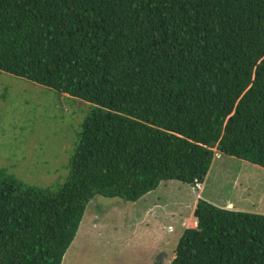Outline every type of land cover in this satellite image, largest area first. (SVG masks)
<instances>
[{"label":"trees","instance_id":"trees-1","mask_svg":"<svg viewBox=\"0 0 264 264\" xmlns=\"http://www.w3.org/2000/svg\"><path fill=\"white\" fill-rule=\"evenodd\" d=\"M0 70L87 101L66 180L0 169V264H61L95 195L264 168V0H0ZM170 264H264V214L198 199Z\"/></svg>","mask_w":264,"mask_h":264},{"label":"rangeland","instance_id":"rangeland-1","mask_svg":"<svg viewBox=\"0 0 264 264\" xmlns=\"http://www.w3.org/2000/svg\"><path fill=\"white\" fill-rule=\"evenodd\" d=\"M93 106L0 70V169L28 185L63 183ZM205 178L203 190L166 179L134 202L95 195L61 264H170L183 230L195 226L182 219L192 214L197 196L264 214L263 167L215 150Z\"/></svg>","mask_w":264,"mask_h":264},{"label":"crops","instance_id":"crops-1","mask_svg":"<svg viewBox=\"0 0 264 264\" xmlns=\"http://www.w3.org/2000/svg\"><path fill=\"white\" fill-rule=\"evenodd\" d=\"M65 95H67V96H69L67 93H64ZM206 179V178H205ZM205 181V180H204ZM198 186L200 187V189L201 190H203V189H205V186H206V183L205 182H202V183H200V184H198ZM198 196H197V198H196V200L194 201V204H192V206H193V211H194V208H195V206H196V203H197V201H198ZM231 206H232V203L231 202H227L225 205H224V207H226V208H231ZM220 207H222V206H220ZM223 207V208H224ZM193 211H192V214H190L187 218H183L182 219V221L183 220H187V221H193V220H195L196 221V217L194 216V214H193ZM182 223V222H181ZM182 226V225H181Z\"/></svg>","mask_w":264,"mask_h":264},{"label":"built area","instance_id":"built-area-1","mask_svg":"<svg viewBox=\"0 0 264 264\" xmlns=\"http://www.w3.org/2000/svg\"><path fill=\"white\" fill-rule=\"evenodd\" d=\"M194 221H195V220H194ZM194 221H193V223H194V225H196V224H197V220H196L195 222H194Z\"/></svg>","mask_w":264,"mask_h":264},{"label":"bare ground","instance_id":"bare-ground-1","mask_svg":"<svg viewBox=\"0 0 264 264\" xmlns=\"http://www.w3.org/2000/svg\"><path fill=\"white\" fill-rule=\"evenodd\" d=\"M194 221V220H193ZM195 222V221H194Z\"/></svg>","mask_w":264,"mask_h":264},{"label":"clouds","instance_id":"clouds-1","mask_svg":"<svg viewBox=\"0 0 264 264\" xmlns=\"http://www.w3.org/2000/svg\"><path fill=\"white\" fill-rule=\"evenodd\" d=\"M197 220V219H196Z\"/></svg>","mask_w":264,"mask_h":264}]
</instances>
